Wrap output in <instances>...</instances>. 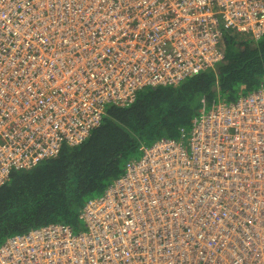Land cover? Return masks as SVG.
Segmentation results:
<instances>
[{
  "label": "built area",
  "instance_id": "obj_1",
  "mask_svg": "<svg viewBox=\"0 0 264 264\" xmlns=\"http://www.w3.org/2000/svg\"><path fill=\"white\" fill-rule=\"evenodd\" d=\"M36 2L40 0H32V3ZM32 3L29 0H0V187L9 180L14 169L35 166L55 157L64 144L76 145L87 139L101 124L109 105H129L146 87L175 85L215 67L224 58L226 33L250 36L255 41L264 36V0H136L139 6L134 18L139 23L135 28L130 26L132 18L126 16L120 18L126 21L124 24H120L115 15L111 23L133 33L132 38H128L127 32L121 33L123 45L135 46L136 37L143 28L147 47L156 52L157 59L149 61L146 56L141 68L145 63L150 66L141 78L122 76L114 86L110 82L99 96H85L79 112L66 116L62 112H67L69 106L61 102L57 108L53 98L47 95V88L43 94L34 95L36 87L30 93L25 87L26 84H41L37 65L43 72L50 68L42 56L34 55L35 30L28 27L29 20L37 15ZM46 7H50L47 0L41 3V10ZM119 8L120 0H117L113 12ZM146 16L155 21L151 25L152 31L148 30ZM101 33L105 41L116 43L109 40L103 29ZM40 42H44L43 38ZM94 42L102 44L98 36L94 37ZM139 42L143 48L146 41ZM153 43L158 47L153 49ZM43 51L41 48L40 52ZM48 59L54 58L49 56ZM34 60L37 63H33ZM33 73H36L35 77ZM59 79L56 78L53 88ZM22 93H29L27 100L23 99ZM41 101L43 108L38 106ZM202 108L189 131L183 130L178 139L162 137L143 146L141 155L126 163L119 178L102 194L86 202L80 214V220H84L81 230L65 222H55L9 236L0 245V264H103L96 258L99 253L88 243L101 233L112 244L109 255L104 257L107 260L110 256L112 264H264V84L241 93L233 101L219 100ZM42 112L41 120L37 117ZM37 126L39 131H36ZM222 134H230L239 141L235 146L239 149L238 155L230 153V172L237 173L235 164L238 163L242 166L239 175L244 177L236 181L242 193L238 199L244 202L240 206L243 211L237 225L238 240H234L231 247L201 243L194 248L186 244L179 252L175 249L165 251L168 242L161 243L165 229L157 228L156 224L167 220L171 225V218H166L161 211L160 221L142 225V211L140 217L136 211L127 212L136 207L132 204L129 185L153 169L157 170V175L162 174L163 169L185 171L184 166L194 158L203 160V152L211 150L209 145H219ZM225 161V175H228L229 162L227 158ZM204 167L209 170L208 165ZM109 222L116 232H123L125 228L129 235L133 229L150 232L152 240L146 236L139 245L121 247L117 251ZM179 226L177 219L176 227Z\"/></svg>",
  "mask_w": 264,
  "mask_h": 264
},
{
  "label": "snow or ice",
  "instance_id": "obj_2",
  "mask_svg": "<svg viewBox=\"0 0 264 264\" xmlns=\"http://www.w3.org/2000/svg\"><path fill=\"white\" fill-rule=\"evenodd\" d=\"M29 2L32 3V0ZM44 2L45 0H40L32 3L37 15L29 20L28 27L35 30L34 55L42 56L50 68L49 71L43 72L41 66L37 65V71L41 73V84H26L25 87L29 89V93L36 87L37 92L34 95L43 94L47 88V95L53 98L57 108L61 106V102L69 106L67 112H62L63 115L79 112L85 96L89 98L99 96L109 87L110 82L114 86L115 81L122 76L141 78L144 70L150 66V63H145L144 68H141L146 56L149 61L157 59L156 52L150 51L147 47L148 41L143 28L136 37L135 46L123 45L121 33L127 32L128 38H132L133 33L128 32L127 28H119L117 24L111 23L113 15L120 24L126 22L120 19L126 16L132 18L130 26L135 28L139 23L134 18L139 6L136 0H120L119 11L115 13L113 10L117 7V0H47L50 7L42 11L41 3ZM97 14H100L98 19H94ZM145 20L148 21V30L152 31L151 25L155 21L150 20L149 16H146ZM101 29L104 34H108L109 40L116 41L114 45L105 41ZM97 36L102 44L94 42V37ZM41 38L43 43L40 42ZM140 40L146 41L143 48ZM157 47L158 45L153 43V49ZM41 48L44 50L43 53L40 52ZM49 56L54 59L49 60ZM33 63L37 62L34 60ZM35 75L36 73H33V77ZM57 77L60 78L59 83L53 88ZM29 93H22L23 99L27 100ZM38 106L43 108V102H39ZM43 114L42 112L37 118L42 120ZM121 119L124 117H117L118 121ZM118 126L123 128V124ZM36 131H39V126ZM241 137L243 138V133ZM238 143L239 141L233 139L230 134H222L219 145L216 143L209 145L211 150L203 152V160L194 158L184 166L183 172L163 169L162 174L157 175V170L153 169L147 176L141 174V179L129 185L132 204L136 207L128 209V214L136 211L137 217H140L142 211L144 214L142 225L160 221L161 211L166 218L170 217L171 225L167 220L156 224L157 228L165 229L161 240V243L168 242L165 251L175 249L179 252L186 244L193 248L201 243L234 246L233 241L238 240L239 215L243 211L240 206L244 203L242 199H238L242 193L236 184L237 180L244 179L239 175L242 166L237 163L235 164L237 173L230 172L232 167L230 153L238 155L239 149L235 147ZM225 158L229 162L228 175H225ZM205 165H208L209 170H205ZM213 176L216 179H212ZM205 181H208L207 185ZM177 219L180 221L179 228L176 227ZM248 223L250 224V221ZM108 226L113 229L111 235L117 251L121 247L139 245L146 236L149 241L152 240L150 232L144 233L142 230L133 229L129 235L126 228L123 232H116L111 222ZM169 233L172 235L171 240ZM157 235L159 236V232ZM88 243L99 253L97 259L103 261V264H112L110 256L104 260V257L109 255L112 244L107 242V237L103 233Z\"/></svg>",
  "mask_w": 264,
  "mask_h": 264
},
{
  "label": "trees",
  "instance_id": "obj_3",
  "mask_svg": "<svg viewBox=\"0 0 264 264\" xmlns=\"http://www.w3.org/2000/svg\"><path fill=\"white\" fill-rule=\"evenodd\" d=\"M223 45L224 58L215 67L175 85L146 87L129 105H109L87 139L64 144L55 157L35 166L14 169L0 187V245L9 236L49 223L82 229L86 202L119 178L143 146L162 137L178 139L192 128L204 105L233 101L261 87L264 36L255 41L228 32Z\"/></svg>",
  "mask_w": 264,
  "mask_h": 264
},
{
  "label": "rangeland",
  "instance_id": "obj_4",
  "mask_svg": "<svg viewBox=\"0 0 264 264\" xmlns=\"http://www.w3.org/2000/svg\"><path fill=\"white\" fill-rule=\"evenodd\" d=\"M81 223H82V225L84 224V220L83 219H81ZM81 230V229H80Z\"/></svg>",
  "mask_w": 264,
  "mask_h": 264
}]
</instances>
